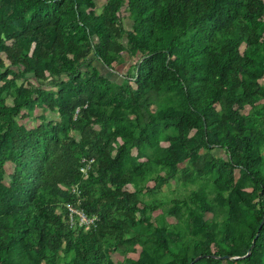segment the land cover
<instances>
[{"label": "trees", "instance_id": "trees-1", "mask_svg": "<svg viewBox=\"0 0 264 264\" xmlns=\"http://www.w3.org/2000/svg\"><path fill=\"white\" fill-rule=\"evenodd\" d=\"M124 52L126 84L92 63ZM263 77L264 0H0V264H264V222L245 254L264 217ZM37 104L59 118L15 122ZM184 160L210 177L166 206L137 197ZM74 186L95 226L67 221Z\"/></svg>", "mask_w": 264, "mask_h": 264}, {"label": "rangeland", "instance_id": "rangeland-1", "mask_svg": "<svg viewBox=\"0 0 264 264\" xmlns=\"http://www.w3.org/2000/svg\"><path fill=\"white\" fill-rule=\"evenodd\" d=\"M105 3V0H96V11L100 12L103 5ZM123 20H124V27L129 28L131 25V19L128 17L127 13H124L123 15ZM123 42L126 43L127 39L126 37H123ZM139 58V55H129L126 52L122 53L120 56L119 61L115 62L113 64V67H107L105 66L101 61L98 59H93L92 63L99 69L100 73L111 80L121 83V84H126L127 83V75H130L134 72V65L137 62ZM33 82H35L34 79H30ZM129 80V79H128ZM22 80L19 79L17 80V83H20ZM262 82H264V77L262 79ZM13 88V87H12ZM49 88V87H47ZM55 88V87H54ZM249 106L247 107L248 110ZM49 118H54L58 119L59 114L56 111H52L48 108H45L42 105L37 104L34 108H28L24 107L21 109L20 114L15 116V122L16 123H23L24 125L31 127L36 124H38L41 121H45L46 119ZM72 134L76 135L79 137L78 133L75 131H70ZM201 151H205V148H201ZM211 156H220V157H226V150L222 147L219 146H213L212 149L209 151ZM189 165L188 160H184L178 164V174L176 178H171L169 179V182L163 183L162 185L158 186L153 193H148L146 192L147 190H144L140 193H138L137 197L139 199H144V200H150L153 197H156L158 199H162L164 202V205L171 204L172 202V197L175 196H183L184 194L188 193L192 188H195L197 185V181L204 180L206 175H202L201 177H198L196 180L189 179L187 176V170L183 171V168L185 166ZM12 169V164L10 162L6 163V175L5 179H8L9 173ZM156 172H161L165 174V171L160 168H154L152 170V174H155ZM196 174V173H195ZM193 174V176L195 175ZM186 175V177H185ZM239 177V172H236V178ZM145 183L148 185H152V182L150 180H146ZM140 206L141 203H138ZM126 208H120L117 210V212H123L125 211ZM161 211V208H157L154 212V214L158 213ZM169 217V216H168ZM98 218V217H97ZM124 250H121L117 248L116 250L112 251L111 255L114 261L118 262L123 259L125 256ZM134 251H131V254H134ZM221 264H229L226 260H223Z\"/></svg>", "mask_w": 264, "mask_h": 264}, {"label": "built area", "instance_id": "built-area-1", "mask_svg": "<svg viewBox=\"0 0 264 264\" xmlns=\"http://www.w3.org/2000/svg\"><path fill=\"white\" fill-rule=\"evenodd\" d=\"M79 107L76 108L75 113L78 112ZM94 158L93 157H87L83 156L81 158V162L79 165V170L84 174L87 175L88 171L92 169ZM73 190L76 192V197L74 201H67L65 202V217L67 221L71 225H82L84 228H90L92 226H95L97 224V216L93 213L86 212L79 203L81 202V195L76 188V186L73 187Z\"/></svg>", "mask_w": 264, "mask_h": 264}, {"label": "water", "instance_id": "water-1", "mask_svg": "<svg viewBox=\"0 0 264 264\" xmlns=\"http://www.w3.org/2000/svg\"><path fill=\"white\" fill-rule=\"evenodd\" d=\"M263 222H264V217L261 219V221H260V223H259V225H258V229L256 230V233H255V235H254V237H253V239H252V241H251V244H250V246H249V248H248V250H247V252H246L245 254H248L249 251H250V249H251L252 246L254 245V243H255V239L257 238V236H258L259 233H260V228H261ZM217 256H218V255H217ZM200 257H201L200 255L196 256V257L193 259V261L197 260V259L200 258ZM218 257H221V258H223V257H231V255H229V254H223V255H219ZM236 257H237V256H236Z\"/></svg>", "mask_w": 264, "mask_h": 264}]
</instances>
